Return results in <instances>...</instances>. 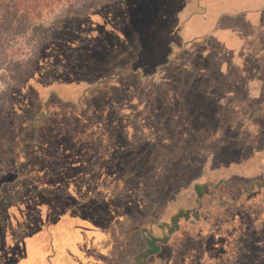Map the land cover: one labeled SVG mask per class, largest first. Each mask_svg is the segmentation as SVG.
Returning <instances> with one entry per match:
<instances>
[{
    "label": "rangeland",
    "instance_id": "obj_1",
    "mask_svg": "<svg viewBox=\"0 0 264 264\" xmlns=\"http://www.w3.org/2000/svg\"><path fill=\"white\" fill-rule=\"evenodd\" d=\"M188 1L0 0V264H264V78L248 89L264 61L180 45ZM72 84L98 102L72 112L54 97ZM79 110L136 122L128 196L144 199L124 212L86 202V182L44 186L59 165L43 134Z\"/></svg>",
    "mask_w": 264,
    "mask_h": 264
},
{
    "label": "flooded vegetation",
    "instance_id": "obj_2",
    "mask_svg": "<svg viewBox=\"0 0 264 264\" xmlns=\"http://www.w3.org/2000/svg\"><path fill=\"white\" fill-rule=\"evenodd\" d=\"M95 88L96 87L93 86L92 89ZM113 88L121 89L117 83H112L109 86L105 85L103 89H105L104 91L113 93ZM87 92L86 97H89L90 101H88V99L82 101L83 103L75 102L74 104L71 99H61L62 102L64 101L63 103H69L70 106L67 107L74 108H71L72 112L77 113L76 105L90 104L94 99L95 102H98L97 98L100 97L98 93L101 91L97 92L96 89ZM94 92L97 93L96 97H94ZM100 103L107 104L101 107V109L107 108L104 111L105 114L113 107V105H111L112 103L109 104V102L104 103L102 101ZM79 113L80 115L78 114L77 116L63 117L62 119L65 121L66 128L53 137H51V134H43L46 142L43 145L44 148L42 152H48L52 145L55 146L54 149H56V154H54V156H56L57 161L55 162L59 165L57 168L59 171L57 178L53 179L52 176L49 178L47 177L49 180L46 181L44 186L47 185V187H49L50 184L55 182V186H58L56 189H59L60 193H64L67 191L66 188L69 185L75 186V182L80 181L86 182L88 186H90L89 188H91L88 190L89 197L85 198L87 200L86 202H95L100 199L102 201H104V199H113L112 202H116L121 196H123L121 197V202H126L124 203L126 205L132 204L135 199H137V202L143 201V194L138 193L136 194L137 196H135L134 192L130 191L132 194L128 196V189L131 188V186L127 173L130 171V164L134 163V159L132 158L134 152L132 153V151L136 149L138 152L143 146L141 143L142 136L135 132H131L132 129H135L134 126L136 122L130 120L127 124H124L120 116H110L108 120H101L91 116H82L84 112L81 110H79ZM123 126L125 127V131ZM52 139L55 140L56 143H54ZM129 158L133 160H129ZM136 162L137 165H142L143 160H137ZM80 174H83L84 177H81ZM262 184H264V181H252V187L257 185L262 186ZM50 188L53 189L52 185ZM206 189H208V187H206ZM47 191V189H44L43 192ZM116 191L120 192L117 193ZM207 192L208 190L203 191L202 188L199 197H202V199L205 198V195L207 197ZM104 194L106 198L102 199ZM200 198H198L199 201L201 200ZM181 212L184 213V211Z\"/></svg>",
    "mask_w": 264,
    "mask_h": 264
},
{
    "label": "crops",
    "instance_id": "obj_3",
    "mask_svg": "<svg viewBox=\"0 0 264 264\" xmlns=\"http://www.w3.org/2000/svg\"><path fill=\"white\" fill-rule=\"evenodd\" d=\"M185 7L177 29L180 45L187 47L211 38L229 51L234 66L242 67L249 53L254 60L264 61V0H189ZM252 72L249 92L264 78L258 70Z\"/></svg>",
    "mask_w": 264,
    "mask_h": 264
},
{
    "label": "trees",
    "instance_id": "obj_4",
    "mask_svg": "<svg viewBox=\"0 0 264 264\" xmlns=\"http://www.w3.org/2000/svg\"><path fill=\"white\" fill-rule=\"evenodd\" d=\"M80 86V85H79ZM69 88L67 89V88H64L63 90H66L67 89V91H62V89H58V94H56L54 97H56V98H58V99H61V98H63V99H71V100H73V102H74V104H75V102H77L75 99H73V92H72V90H73V88L74 87H76V85H74L73 86V84L72 85H69L68 86ZM62 91V92H61ZM62 101V100H61ZM202 188H203V186L202 185H200V184H197L196 185V191H198V192H200L201 193V190H202ZM13 200H12V204H13ZM139 203V202H138ZM9 205H11V203L9 204ZM130 205H133V203L132 204H130ZM116 207H117V209H119L120 211H122V212H124L123 210H126V209H128V206L129 205H125V206H122V207H118L117 205H115ZM183 213V212H182ZM0 226H1V215H0ZM151 249V250H150ZM150 251H148V252H153V247L152 246H150Z\"/></svg>",
    "mask_w": 264,
    "mask_h": 264
}]
</instances>
